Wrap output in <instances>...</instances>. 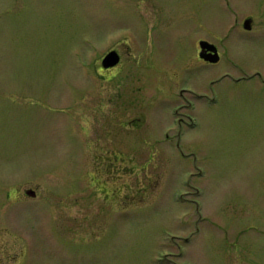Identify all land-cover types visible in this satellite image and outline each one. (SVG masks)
Here are the masks:
<instances>
[{"label":"rangeland","instance_id":"obj_1","mask_svg":"<svg viewBox=\"0 0 264 264\" xmlns=\"http://www.w3.org/2000/svg\"><path fill=\"white\" fill-rule=\"evenodd\" d=\"M261 79L264 0H0V264H264Z\"/></svg>","mask_w":264,"mask_h":264},{"label":"flooded vegetation","instance_id":"obj_2","mask_svg":"<svg viewBox=\"0 0 264 264\" xmlns=\"http://www.w3.org/2000/svg\"><path fill=\"white\" fill-rule=\"evenodd\" d=\"M247 21H251V24H253V19L252 18H247V19H245V21H244V24H243V28H244V26H245V23L247 22ZM245 29V28H244ZM252 30L253 29H251V30H249L248 32L250 33V32H252ZM202 42H207V43H209L210 45H213V46H215L214 44H212V43H210V42H208V41H205V40H202V41H199V51H198V60L203 64V65H206V66H210V65H214V64H211V63H209V62H207V61H205L204 59H202L201 57H200V55L201 54H204V56H207V57H209L212 53L210 52V51H207V50H203L202 49V47H201V43ZM217 47V46H216ZM217 49V52H218V55L220 56V50L218 49V48H216ZM111 52H113V51H110V52H108L105 56H104V58H103V61H104V59H105V57L109 54V53H111ZM117 52V51H116ZM118 53V56L120 57V62H119V64L115 67V68H117V67H119L121 64H122V61H123V57H122V54L118 51L117 52ZM103 61H102V64H103ZM102 68H103V66H102ZM115 68H112V69H115ZM112 69H104L103 68V70H106V71H110V70H112ZM228 76H226V77H224L223 79H226ZM255 77L256 76H251V77H242L241 79H239V80H236L237 82H241V81H251V80H254L255 79ZM257 77H260L261 78V75L260 74H257ZM261 82H262V84H264V79H261ZM212 84H215L214 82H211ZM218 83V82H217ZM27 196H29V197H31V198H36V193L34 192V191H28V192H26L25 193ZM240 249H246L244 246H242V247H240V246H238L235 250H234V254H235V257L233 256L232 258H231V260H232V262H235L237 259H238V256H239V250Z\"/></svg>","mask_w":264,"mask_h":264},{"label":"water","instance_id":"obj_3","mask_svg":"<svg viewBox=\"0 0 264 264\" xmlns=\"http://www.w3.org/2000/svg\"><path fill=\"white\" fill-rule=\"evenodd\" d=\"M244 28L245 30H248V31L251 30V21H247L245 23ZM201 47L203 50H207L212 53L209 57L204 56V54H201L200 57L202 59H204L205 61L211 64L219 63L220 56L218 55L216 47H214L213 45H210L207 42H202ZM119 62H120V57L118 56V53L116 51H113L105 57L102 66L104 69H112V68H115L119 64Z\"/></svg>","mask_w":264,"mask_h":264}]
</instances>
